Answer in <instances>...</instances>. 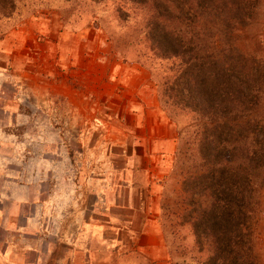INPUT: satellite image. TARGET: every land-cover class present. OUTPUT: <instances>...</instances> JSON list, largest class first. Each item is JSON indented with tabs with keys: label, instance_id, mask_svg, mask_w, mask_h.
<instances>
[{
	"label": "rangeland",
	"instance_id": "rangeland-1",
	"mask_svg": "<svg viewBox=\"0 0 264 264\" xmlns=\"http://www.w3.org/2000/svg\"><path fill=\"white\" fill-rule=\"evenodd\" d=\"M12 1L0 14V264L201 262L175 165L189 117L162 112L137 35L125 42L133 22L110 1ZM237 30L235 47L264 59V0ZM139 71L174 135L149 174L147 92H129ZM261 104L264 117V89ZM254 233L264 264V187Z\"/></svg>",
	"mask_w": 264,
	"mask_h": 264
},
{
	"label": "trees",
	"instance_id": "trees-1",
	"mask_svg": "<svg viewBox=\"0 0 264 264\" xmlns=\"http://www.w3.org/2000/svg\"><path fill=\"white\" fill-rule=\"evenodd\" d=\"M84 1H110L119 23L133 22L125 42L131 46L137 35L162 112L172 123L176 113L189 117L192 132L175 165L181 222L202 255L198 264H259L254 226L264 187V59L257 49L239 51L233 39L261 0ZM13 6L0 0V14Z\"/></svg>",
	"mask_w": 264,
	"mask_h": 264
},
{
	"label": "crops",
	"instance_id": "crops-1",
	"mask_svg": "<svg viewBox=\"0 0 264 264\" xmlns=\"http://www.w3.org/2000/svg\"><path fill=\"white\" fill-rule=\"evenodd\" d=\"M91 62V61H90ZM108 63H104L103 67L104 68H108L110 65H107ZM113 67V66H111ZM112 69V68H111ZM137 74L133 77L135 78L134 82L138 84L137 80L140 78L143 81L146 80V75L142 72H136ZM118 81L120 80L119 78L117 79ZM117 81V82H118ZM145 86L143 85L142 87L140 86H135V90H129V92H137V91H146V97H147V101L146 104H148L147 106H149V110L147 111V118L149 116V112H151L149 118H148V122L149 125L147 123L146 127V131H147V137L145 136V139L147 140V148H146V152L144 150L145 155L147 154L148 158L150 159L149 161L146 162L145 165V169L144 171L146 173H151L154 168L157 167L158 165V158L160 156H163L161 153V151L157 148V146L160 143H168L170 141L174 140V135L171 132L172 131V127L171 125L165 121L164 119H162V117L160 116L159 112L157 111V103L154 101V96L152 93V88L148 85V83H146V81L144 82ZM115 85H113L114 87ZM138 87V88H137ZM116 89V88H115ZM150 94H152V96L150 97ZM160 151V152H159ZM154 159H156V162H153ZM153 182V181H152Z\"/></svg>",
	"mask_w": 264,
	"mask_h": 264
}]
</instances>
